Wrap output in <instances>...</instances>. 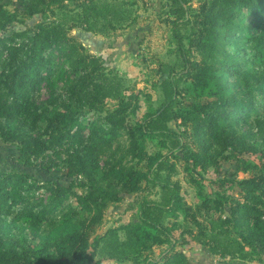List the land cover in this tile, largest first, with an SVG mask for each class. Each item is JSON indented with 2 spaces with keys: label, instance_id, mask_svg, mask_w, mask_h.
I'll return each instance as SVG.
<instances>
[{
  "label": "trees",
  "instance_id": "trees-1",
  "mask_svg": "<svg viewBox=\"0 0 264 264\" xmlns=\"http://www.w3.org/2000/svg\"><path fill=\"white\" fill-rule=\"evenodd\" d=\"M135 1L0 0V138L24 165L51 153L72 178L0 176V264H189L187 243L245 260L264 251V0H164L171 56L155 69L156 105L130 120L137 93L70 29L107 34L133 20ZM34 14L42 19L7 32ZM86 111L95 117L83 122ZM222 159L235 170L206 188L193 169ZM176 160L197 186L193 204L172 177ZM145 188L157 197L142 195L127 221L100 230L109 203Z\"/></svg>",
  "mask_w": 264,
  "mask_h": 264
},
{
  "label": "rangeland",
  "instance_id": "rangeland-1",
  "mask_svg": "<svg viewBox=\"0 0 264 264\" xmlns=\"http://www.w3.org/2000/svg\"><path fill=\"white\" fill-rule=\"evenodd\" d=\"M6 2L7 0H1ZM134 4V18L131 22L117 27L107 34H99L91 31L83 30L80 27L70 29V34L80 39L86 48L95 54L101 56L107 67L115 68L123 78V82L127 88V92L137 93L139 108L134 115L129 117L130 120L141 117L146 109L156 105V91L151 88V84L158 74L155 69L160 61L170 58V50L173 43L170 40V25L164 21L165 13L162 11L164 0H136ZM8 8H12V3H6ZM42 19L40 14H34L25 17L22 20L14 21L7 32L13 29H23L32 26L36 21ZM55 55H60V51L54 49ZM60 58V57H58ZM39 100L44 99L48 95V87L41 84L38 89ZM262 98L261 95H258ZM94 118L95 114L86 111L82 117L85 122L88 118ZM174 125V121L170 122ZM242 130L248 133L254 132L251 121H243ZM257 136V135H256ZM148 150L156 149V145L147 140ZM259 145L262 142L259 141ZM19 150L15 143L4 141L0 138V176L10 170L26 171L37 182H55L60 184H68L71 177L66 175L64 164L54 157L51 153L41 155L35 158L31 165H24L19 157ZM245 157L253 156L245 154ZM173 160V158H170ZM174 161V160H173ZM58 162V164H54ZM177 172L173 174V178L179 180L181 184V192L189 203H195L198 200L197 186L190 179L189 173L183 168L181 160H176ZM236 161L232 159H222L216 165L210 166L206 172L193 169L194 175L201 178L206 185L217 187V183H212L211 178L215 176L229 175L230 171L235 170ZM79 177H73V181L77 182ZM77 191H81V184L74 187ZM224 188L232 194H236V185L230 186L225 184ZM48 191L45 187H41L35 191L36 197H46ZM146 195L149 198H156L158 193L156 188H145L140 192L125 193L118 202H111L107 205L104 213L103 224L100 230L106 229L110 225H119L127 221L137 207V198ZM73 199L71 198V201ZM165 248V245L157 246L152 251L153 256L158 254ZM183 248L188 256L189 264H209L210 255L208 248L198 243H187L179 246ZM107 264H135L131 261L116 262L107 261Z\"/></svg>",
  "mask_w": 264,
  "mask_h": 264
},
{
  "label": "crops",
  "instance_id": "crops-1",
  "mask_svg": "<svg viewBox=\"0 0 264 264\" xmlns=\"http://www.w3.org/2000/svg\"><path fill=\"white\" fill-rule=\"evenodd\" d=\"M210 263L209 264H264V251L261 255L253 260H245L240 258H227V257H219L217 255H210Z\"/></svg>",
  "mask_w": 264,
  "mask_h": 264
}]
</instances>
